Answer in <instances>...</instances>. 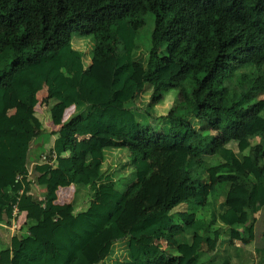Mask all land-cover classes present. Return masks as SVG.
Instances as JSON below:
<instances>
[{
    "label": "trees",
    "instance_id": "16d2710c",
    "mask_svg": "<svg viewBox=\"0 0 264 264\" xmlns=\"http://www.w3.org/2000/svg\"><path fill=\"white\" fill-rule=\"evenodd\" d=\"M15 208L11 264H264V234L214 257L264 210V0H0V224Z\"/></svg>",
    "mask_w": 264,
    "mask_h": 264
},
{
    "label": "crops",
    "instance_id": "0c3cea01",
    "mask_svg": "<svg viewBox=\"0 0 264 264\" xmlns=\"http://www.w3.org/2000/svg\"><path fill=\"white\" fill-rule=\"evenodd\" d=\"M39 154H40V152H39V150L36 147H34L32 149V151H31V153H30V158H29V163H28L29 173L32 176V178H34V179H36V177L38 176L37 173L35 172V169L38 166ZM36 191L38 193L39 189L38 190L36 189ZM39 192H40L39 196H41L43 198V196L45 195L46 190L45 189H42V190L40 189ZM73 194H74V191H73L72 187L67 188V189H61L59 191V203L64 204L66 202H70L73 199ZM61 195H64V197H61ZM200 200L202 202L204 200L203 204L206 202L205 198L204 199L200 198ZM63 201H65V202H63ZM257 223H258V216H257ZM10 226H11L10 223L9 224H6V223L5 224H0V264H11V262L7 261L4 258V253L6 251L10 250L11 240L18 233V231L13 233V231L10 229ZM256 228H257V224H256ZM230 231L231 232L227 231L226 233H224L221 236L222 241L220 239L218 250L214 254L215 258H221V257L229 255L230 252H231L232 247L233 248L236 247V248L244 249L246 252L255 255V250H256L257 247L260 246L259 244H257L255 246V241L254 242H246V241L243 240V238L241 237V235L237 231H235V230H230ZM261 240H262V237H261ZM162 244L165 245V243H162ZM171 244L172 243H170V245ZM161 246L166 249L169 246V244H166L165 246H163V245H161ZM115 255H118V253L112 254V258H114ZM10 256L11 255H9V257ZM9 257H7V258H9ZM206 258L207 257H205V259ZM114 259H118V260L124 261L125 259H128V255H124L123 254V257L114 258ZM244 264H259V259L255 256L254 259L249 260V257L247 255V256H245Z\"/></svg>",
    "mask_w": 264,
    "mask_h": 264
},
{
    "label": "rangeland",
    "instance_id": "374dc122",
    "mask_svg": "<svg viewBox=\"0 0 264 264\" xmlns=\"http://www.w3.org/2000/svg\"><path fill=\"white\" fill-rule=\"evenodd\" d=\"M107 67V66H106ZM108 68V67H107ZM112 75H113V73L112 72H110L106 77H104L105 79V83H106V85H108L107 83H109L110 81H111V77H112ZM110 80V81H109ZM9 97H12L13 99L15 98L14 97V95H13V93L11 92V94L9 95ZM46 98H47V94L46 95H43L42 96V98H41V100H42V103H43V105H42V107H41V109L42 110H40V111H44V109L43 108H45L46 106H47V102H44V101H46ZM45 99V100H44ZM15 101V100H14ZM11 103V102H10ZM236 165L240 168V164H239V162H237L236 163ZM153 189H152V191L154 192V203L157 205L158 203H161V202H163L164 201V199L165 198H167V192H166V190L163 188V186L161 185V184H154L153 183ZM65 193V192H64ZM205 195V193L204 192H201V199H206V196H204ZM61 197H64V195H61ZM144 196H142L140 199H139V201H144ZM66 201V200H65ZM65 201H63V202H65ZM203 202H204V200H203ZM210 212V211H209ZM212 214H208V216H211ZM258 216V223H257V228H256V240H255V246L257 245V244H259V245H261L262 244V240H261V237H262V235H263V233H264V210L262 211V213L261 214H258L257 215ZM131 217H133L134 218V215H131ZM221 241H222V239H221ZM164 242V241H163ZM160 245H163V246H165L164 244H160ZM119 257H123V254H118V255H115V257L114 258H119Z\"/></svg>",
    "mask_w": 264,
    "mask_h": 264
},
{
    "label": "built area",
    "instance_id": "2783aa9c",
    "mask_svg": "<svg viewBox=\"0 0 264 264\" xmlns=\"http://www.w3.org/2000/svg\"><path fill=\"white\" fill-rule=\"evenodd\" d=\"M46 161V156L41 158V161L39 160V162H43ZM19 211L17 208H15L14 212H13V219L11 220L10 224V229L13 231V233H15L18 230V225H17V221L16 218L18 217Z\"/></svg>",
    "mask_w": 264,
    "mask_h": 264
}]
</instances>
